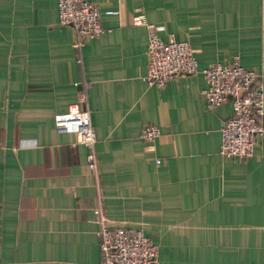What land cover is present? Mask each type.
I'll list each match as a JSON object with an SVG mask.
<instances>
[{
  "label": "crops",
  "instance_id": "1",
  "mask_svg": "<svg viewBox=\"0 0 264 264\" xmlns=\"http://www.w3.org/2000/svg\"><path fill=\"white\" fill-rule=\"evenodd\" d=\"M86 1L104 33L79 51L58 0H0V264H102L104 227L142 230L159 264H264V131L250 157L223 156L232 103L202 93V70L236 59L264 83V0ZM141 14L190 44L195 73L143 80ZM73 104L91 115L94 170L55 125Z\"/></svg>",
  "mask_w": 264,
  "mask_h": 264
},
{
  "label": "built area",
  "instance_id": "2",
  "mask_svg": "<svg viewBox=\"0 0 264 264\" xmlns=\"http://www.w3.org/2000/svg\"><path fill=\"white\" fill-rule=\"evenodd\" d=\"M59 22L71 26L77 33L74 46L82 51L87 41L104 33L100 9L86 0H58ZM135 25L148 30V67L143 80L148 85L164 87L171 80L193 74L198 63L187 41L173 37L164 41L159 28L149 23L144 14L134 17ZM79 59L78 62H81ZM208 86L202 91L209 107L232 103V116L222 127L220 153L225 157L246 159L253 153L257 136L263 131L264 83L262 75L243 67L239 59L229 64H215L202 70ZM59 130L76 134L78 142L88 148L87 162L90 169L97 167L94 146L97 136L91 122L90 112L78 104L68 112L55 117ZM161 136L157 125H145L140 138L155 143ZM159 162V161H158ZM102 264H159V251L153 240L142 230L108 228L99 231Z\"/></svg>",
  "mask_w": 264,
  "mask_h": 264
},
{
  "label": "water",
  "instance_id": "3",
  "mask_svg": "<svg viewBox=\"0 0 264 264\" xmlns=\"http://www.w3.org/2000/svg\"><path fill=\"white\" fill-rule=\"evenodd\" d=\"M264 126V125H263Z\"/></svg>",
  "mask_w": 264,
  "mask_h": 264
}]
</instances>
